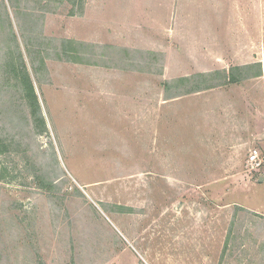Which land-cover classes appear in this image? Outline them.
Instances as JSON below:
<instances>
[{
	"label": "rangeland",
	"instance_id": "rangeland-1",
	"mask_svg": "<svg viewBox=\"0 0 264 264\" xmlns=\"http://www.w3.org/2000/svg\"><path fill=\"white\" fill-rule=\"evenodd\" d=\"M0 133V264H264V0H0Z\"/></svg>",
	"mask_w": 264,
	"mask_h": 264
},
{
	"label": "trees",
	"instance_id": "trees-1",
	"mask_svg": "<svg viewBox=\"0 0 264 264\" xmlns=\"http://www.w3.org/2000/svg\"><path fill=\"white\" fill-rule=\"evenodd\" d=\"M7 21L11 23L9 17H7ZM10 32L12 33L13 38H15L14 42H17V38L12 30V26L10 27ZM12 36L9 34L10 38H12ZM18 55L20 60L19 65L13 61L8 62V66L10 68L9 73L12 75V78L17 81L21 88L23 98L27 102L31 117L36 123V126L38 125L40 127L38 132L43 134L44 132L48 131V128L46 120L41 111V105L38 99L39 97L36 93L35 85L20 49ZM253 67L254 64H246L242 66H232L229 70H218L213 73H197L188 77H181L173 82L165 81L164 87L170 92L168 98H171L210 89L218 85L237 84L244 79L260 75L261 72L251 73ZM5 150H7V145L0 133V155L3 154Z\"/></svg>",
	"mask_w": 264,
	"mask_h": 264
},
{
	"label": "built area",
	"instance_id": "built-area-1",
	"mask_svg": "<svg viewBox=\"0 0 264 264\" xmlns=\"http://www.w3.org/2000/svg\"><path fill=\"white\" fill-rule=\"evenodd\" d=\"M259 156L260 155L257 148L251 150L248 163L251 165L252 169L258 170L261 168L263 161Z\"/></svg>",
	"mask_w": 264,
	"mask_h": 264
}]
</instances>
